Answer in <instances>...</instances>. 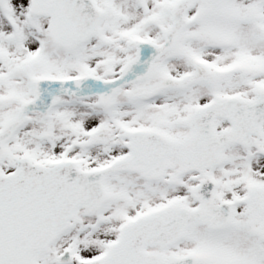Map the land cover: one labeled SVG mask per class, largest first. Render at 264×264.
Returning a JSON list of instances; mask_svg holds the SVG:
<instances>
[{"label":"snow or ice","instance_id":"6c2138e0","mask_svg":"<svg viewBox=\"0 0 264 264\" xmlns=\"http://www.w3.org/2000/svg\"><path fill=\"white\" fill-rule=\"evenodd\" d=\"M0 264H264V0H0Z\"/></svg>","mask_w":264,"mask_h":264}]
</instances>
